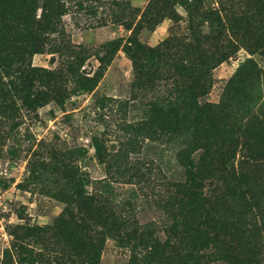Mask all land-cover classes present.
Instances as JSON below:
<instances>
[{
    "label": "rangeland",
    "instance_id": "rangeland-1",
    "mask_svg": "<svg viewBox=\"0 0 264 264\" xmlns=\"http://www.w3.org/2000/svg\"><path fill=\"white\" fill-rule=\"evenodd\" d=\"M262 218L264 0H0V264H264Z\"/></svg>",
    "mask_w": 264,
    "mask_h": 264
},
{
    "label": "trees",
    "instance_id": "trees-1",
    "mask_svg": "<svg viewBox=\"0 0 264 264\" xmlns=\"http://www.w3.org/2000/svg\"><path fill=\"white\" fill-rule=\"evenodd\" d=\"M183 202H186V200H183ZM240 223L241 222H239V224ZM248 224L250 225V228H255V229H257V231H259V233H260L259 243H260L261 247L264 248V218H262L260 220V222L257 221L256 219L249 220ZM189 246H191V245L189 244ZM191 247L194 248L193 246H191ZM258 252L260 253V251H258ZM212 259L213 258L208 257V261H211ZM244 261L246 262L245 258H244ZM227 263H229V262H227ZM230 264H233V261H231Z\"/></svg>",
    "mask_w": 264,
    "mask_h": 264
}]
</instances>
